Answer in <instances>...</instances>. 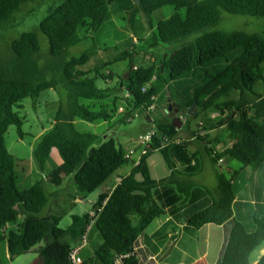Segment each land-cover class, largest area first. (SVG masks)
I'll list each match as a JSON object with an SVG mask.
<instances>
[{
	"label": "trees",
	"instance_id": "obj_1",
	"mask_svg": "<svg viewBox=\"0 0 264 264\" xmlns=\"http://www.w3.org/2000/svg\"><path fill=\"white\" fill-rule=\"evenodd\" d=\"M46 1L38 25L13 36L11 29L23 22V18L17 22L16 14L34 13ZM113 1L58 0L54 4V0H0V246L5 245L1 254L4 251L11 260L34 250L37 255L32 264H72L69 253L77 245L79 230L89 223L88 214L74 216L69 227L60 228L59 217L43 214L49 208L45 184L60 188L70 179L76 194H90L128 166L124 175L117 176L114 188L98 195L92 205L102 206L92 225L101 243L90 256L81 257V264H114L124 255L127 257L122 264H140L138 240L151 222L163 215L169 219L145 237L146 245L165 239L169 231L175 232L177 224H184L180 230L183 237L193 238L205 225L220 226L230 221L218 264H251L252 252L264 243V188L256 186L250 199L240 195L235 201L232 185L237 172L228 178L217 164L227 157L245 167L264 166V30L247 33L215 28L222 13L264 18V0H136V7L127 14L128 23L136 12L147 19L163 7L173 8L174 13L158 21L147 36L137 37L134 45L139 46L118 53L116 61L125 62L120 75L110 70L106 73V63L83 71L88 55L71 57L68 47L81 39L80 33H95L104 25ZM145 56L150 58L147 62ZM186 76L198 77L200 87L184 106L164 94L167 101L161 108L171 105L176 113L185 114L196 102L194 119L204 111L215 114L199 125L203 136L190 133L191 138L205 144L202 150L216 184L213 192L190 181L200 171L199 163L188 162L176 169L169 145L178 131L165 118L152 120L155 129H150L155 135L138 161L126 159L113 138L102 141L98 135L75 128V121L112 125L118 116L119 123L129 122L134 111L157 101L155 82L166 85ZM114 78V87H109ZM98 79L107 87H97ZM45 90L61 92L53 123L33 151L45 178L19 188L18 164L7 152L4 136L14 125L22 138L23 120L13 107L20 108L25 99L35 105ZM119 92L125 96H118ZM233 93L232 99L219 101ZM157 109L155 105L152 112ZM217 129L224 132L223 141L221 136L211 138L206 133ZM219 143L224 146L221 150L216 148ZM154 151L161 153L169 170L168 176L158 180L150 176L147 166V158ZM199 151L188 153L186 162L190 157L200 160ZM52 152L59 157V165L51 160ZM255 264H264V252Z\"/></svg>",
	"mask_w": 264,
	"mask_h": 264
},
{
	"label": "rangeland",
	"instance_id": "obj_2",
	"mask_svg": "<svg viewBox=\"0 0 264 264\" xmlns=\"http://www.w3.org/2000/svg\"><path fill=\"white\" fill-rule=\"evenodd\" d=\"M47 3L48 1H46L45 5L43 4L40 6L37 11L28 15L23 16V12L17 13L15 17L17 22L21 18H23V22L19 26H15L11 29L13 31V36H17L20 33L28 31L38 25L40 20L44 17ZM57 3L58 0H54V4ZM136 5V0L113 1L108 7L109 13L104 25L95 33H80L79 37L81 39L75 45L68 47V52L71 57H79L83 53L88 55V63L82 68L83 71L94 70L106 63L108 64V66H106V73L110 70L113 74L120 75L125 69V62L116 61L118 53L124 50H129V48L136 44L135 40L137 37L147 36L152 30H154L158 21L167 19L174 13L173 8L163 7L162 9L156 11L151 16V19H147L142 13L136 12L134 15H131L132 23H128V15H130ZM179 12L183 15V11ZM215 29L225 32L244 31L247 33H258L264 30V18L256 19L222 13L221 20ZM137 46H139V44H137ZM165 48L171 49V47L168 46ZM153 52L157 53V50H154ZM145 57L144 61L147 62ZM163 76L164 78H168L166 77V74H163ZM115 80L116 78L111 81L113 83L112 87H114ZM96 85L99 88L107 87L101 79L96 81ZM200 85L201 83L199 78H192L191 76H186L175 81H168L166 85L161 82H155L154 86L156 87L158 94L156 97L157 101H155L153 105L158 106L157 111L152 112V110H149L148 108H141L133 112L136 113V115L129 122L119 123L118 120L120 117L118 116L113 119L112 125L108 123L92 124L84 121H75V128L80 132L98 135L102 141L103 136L109 135V137L113 138L115 142H117L123 151L128 152L137 146L139 135L143 134L144 131L148 130L150 127L155 129L154 124L152 122V124L149 123L147 118L151 121L165 118L171 123L173 122V118H178L181 122V127L178 129V133L174 139L186 144V150L188 153L195 152L196 150H201L200 152L202 153V157L198 160L200 165L198 167L200 168V171L195 174L190 181L192 183L202 185L213 192L216 184L207 156L204 153L205 151L202 150L203 147H205V144L197 140L189 144L187 142L192 136L190 133H195L196 135L199 134V125L202 123V120H207V118L212 119V115L215 114L211 113L210 110L204 111L199 113L198 117L194 119L193 116L187 114L189 109L185 114L176 113V111H174V107L171 106L169 109V111H171V115L168 116L166 109L161 108L166 104L167 98H165V95L167 96L168 88L170 101H173L180 106H184L187 98L190 97L193 91L199 88ZM108 86L111 87L110 84H108ZM255 89L258 92L262 91L261 86H256ZM60 93L54 90H45L39 94L35 105H32V102L29 99H25L20 104V108L13 107V111L17 112L18 116L23 120V125L21 127L23 135L22 138H19L17 128L14 125H11L8 127L4 136V143L7 152L13 156L18 164L16 171L19 179L17 181L19 188L29 187L45 178V175L40 172L35 163L33 151L39 143L41 137L48 132L51 123H53L55 111L60 102ZM118 96H125L124 92H119ZM233 97L234 93L228 98H223L219 101H226L228 99H232ZM123 104L124 103L122 102V105ZM197 111L198 109L196 106L195 113ZM108 128L109 130L105 131V129ZM203 135L204 133L200 136ZM215 135L221 136L220 140L223 141L222 137L225 134L222 129L212 130L209 132L210 137ZM176 140L173 144L178 143ZM217 147L218 150H221L224 146L222 143H219ZM54 154L57 156L56 153ZM137 157L138 153L132 156V160H137ZM57 158L59 157L57 156ZM173 163L177 166L175 162ZM229 164V169L237 172L232 185L235 195H247L246 193L252 195L253 189L259 185L264 188V166L245 167L235 160H230ZM147 166L150 176L153 179H158L168 173L167 165L164 162L161 153L158 151L152 152V154L147 158ZM127 168L128 166L124 167L117 174L113 175L105 184L108 187H111L117 180V176H122L127 172ZM217 169L223 172L228 178L232 176L230 172H228L227 167L222 164H218ZM45 186L46 192L49 195L48 210L52 215L61 219L59 227L62 229H66L72 224L74 216L83 218L84 214L89 212V209L93 207L92 202L97 200V195L101 192V189L99 188L90 194H79L80 198L76 197V200H73V193L76 190L72 180L68 179L60 188H55L46 184ZM46 213L47 211H44L43 214L45 215ZM91 228L87 232L86 243L78 254L81 262V257L90 256L96 246L101 243V240L96 235L97 233L95 229L92 226ZM156 229L157 220H154L145 229V233L150 234ZM85 230L86 227L79 230L75 238L77 245L80 243V233L85 232ZM205 232L206 229H203L198 232L196 237L193 239L185 237L183 241H181L179 249H184L186 253L182 252L178 254L175 252L173 253V258L180 259L183 264H214L217 259V255L216 258H214L215 256H212V252H216V254L219 253L220 259L225 242L220 234L221 231L215 232L214 235H211L209 238L205 235ZM210 240L211 251L204 257L202 255L205 247L207 246L206 242ZM4 248L5 245L0 246L1 251ZM1 251L0 264H32L37 255L36 252L32 250L31 252L13 257L9 260L4 251L2 254ZM263 252L264 243L252 252L250 257L251 264H255Z\"/></svg>",
	"mask_w": 264,
	"mask_h": 264
},
{
	"label": "crops",
	"instance_id": "obj_3",
	"mask_svg": "<svg viewBox=\"0 0 264 264\" xmlns=\"http://www.w3.org/2000/svg\"><path fill=\"white\" fill-rule=\"evenodd\" d=\"M110 86L113 85V83L109 82ZM167 110V108H166ZM214 115H212L213 117ZM147 121L149 123H151L152 121L149 120L147 118ZM151 128V127H150ZM149 128V129H150ZM218 130V129H217ZM178 131V130H177ZM214 131V130H213ZM211 132V131H210ZM178 133V132H177ZM209 134V132H206ZM177 135V134H176ZM109 138V135H105L103 136V141L108 139ZM211 138H219L218 135H215ZM176 140V139H174ZM178 143L176 145L173 144L174 141H172V143L169 145V149H170V154H171V157L173 159V161L176 163V169H180L182 168L183 166L187 165V163L189 162L190 164H198V159L197 158H194V159H191L192 157H190L186 162L187 158H188V153L186 154L185 153V147H186V144L184 143H181L179 142L178 140H176ZM195 142L194 138H190L188 140V144L189 143H193ZM181 144H184L185 147L181 148L180 146L178 145H181ZM216 148H218L216 146ZM198 151V150H197ZM195 151V152H197ZM125 152V151H124ZM194 152V153H195ZM200 152V151H199ZM126 153V152H125ZM51 160L56 164V165H59L61 163L60 159L57 158V156H55L54 152L51 153V156H50ZM185 160V161H184ZM229 162H230V158H223L221 163L222 165L226 166L227 169H228V172H230V174H234L235 170H230L229 169ZM218 165V164H217ZM169 175V170H168V173L165 175V176H168ZM163 176V177H165ZM163 177H160L158 179H161ZM158 179H155V180H158ZM67 181V180H65ZM64 181V182H65ZM118 179L115 181V183L111 186V187H108L106 184L101 186L100 187V193L98 195H100L101 193H103L106 189V191H110L114 188V186L118 183ZM63 182V183H64ZM63 185V184H62ZM61 185V186H62ZM253 193V191H252ZM247 194V197H249V199L252 197L251 194ZM97 195V197H98ZM242 196H245V195H242ZM73 197L72 198L73 200L77 197V198H80V195L76 194V191H74L73 193ZM241 199L240 195H235V201H238V199ZM76 200V199H75ZM243 202V201H242ZM248 202V201H247ZM252 202V201H250ZM95 202H92V204H94ZM92 208V207H91ZM91 208L89 209V211L91 210ZM50 211L48 210L47 211V214H49ZM88 213V212H87ZM85 213V214H87ZM51 214V213H50ZM84 214V215H85ZM161 218H157L155 220H157V229L164 223L166 222L168 219H169V216L168 215H163V216H160ZM154 221V220H153ZM152 221V222H153ZM151 222V223H152ZM184 226V224H177V231L175 230V232H172V231H169L167 234V237L165 239H161V240H158L156 241V239L154 240H151V244L150 245H146L148 243V240H145V237H150L156 230H154L152 233L150 234H146L144 232V235L142 237L139 238L138 240V243H137V249L138 251H142V255H141V259H140V264H183L180 259H174L173 258V253H182V252H185L184 249H179V245H181V241H183V239L185 237L182 236L181 234V228ZM232 226L231 222L230 221H227L225 222L224 224L220 225V226H216V225H205L203 226L202 228H200L198 232L202 231L203 229H206V232H205V235L209 238L211 237V235H214L215 232H220L221 231V235H222V239L224 242H226V238H227V235L229 233V230H230V227ZM196 233V235H197ZM195 235V237H196ZM193 237V238H195ZM191 238V239H193ZM213 238V237H212ZM206 247L204 249V252H203V255L202 256H207V253H209L211 250H210V245H211V240L210 241H207L206 242ZM208 247V248H207ZM176 249H179V250H176ZM186 253V252H185ZM216 255H217V259L215 261L214 264H218L219 263V256L220 254H216V252H212V256H215L214 258H216ZM203 258V257H202ZM169 262V263H168ZM192 264V263H191Z\"/></svg>",
	"mask_w": 264,
	"mask_h": 264
},
{
	"label": "built area",
	"instance_id": "obj_4",
	"mask_svg": "<svg viewBox=\"0 0 264 264\" xmlns=\"http://www.w3.org/2000/svg\"><path fill=\"white\" fill-rule=\"evenodd\" d=\"M147 60L150 59L148 56L145 57ZM135 68V67H134ZM127 96V95H126ZM149 110H153L154 109V106H150L148 108ZM119 112H122V108H119L118 110ZM136 115V113H134L132 115V117L128 118V120H131L134 116ZM155 135V131L150 129L149 131L139 135L138 137V144L137 146H135L133 149L129 150L128 152L125 153L124 157L126 159H131L133 155L136 154V149H139L138 151V157H137V160H139V158L141 156H143L150 148V143H151V138ZM163 140L165 142H168L170 143V141H168L166 138ZM172 141H175L174 139ZM167 143H164L162 144V146ZM222 160L219 161V164L221 163ZM106 201V200H105ZM105 201L102 203V205L105 203ZM102 209V206H99V207H96V208H91V210L88 212V218H89V223L87 224L86 226V230L85 232H82L80 233V236H79V241L80 243L75 246L69 253V260L72 264H81V260L78 256L79 252L81 251V249L84 247L85 243H86V236H87V232L90 230L91 226L93 225L94 223V220L97 216V214L101 211ZM127 257V255H124V256H119L115 259L114 261V264H121L123 259Z\"/></svg>",
	"mask_w": 264,
	"mask_h": 264
},
{
	"label": "water",
	"instance_id": "obj_5",
	"mask_svg": "<svg viewBox=\"0 0 264 264\" xmlns=\"http://www.w3.org/2000/svg\"><path fill=\"white\" fill-rule=\"evenodd\" d=\"M167 94H169L168 93V90H167ZM170 107H171V105H168L167 106L166 112H169ZM195 107H196V102H193L192 105L190 106L187 114L190 115V116H194V114H195ZM171 124L177 130L180 129V127H181V122L179 121L178 118H173V122Z\"/></svg>",
	"mask_w": 264,
	"mask_h": 264
},
{
	"label": "clouds",
	"instance_id": "obj_6",
	"mask_svg": "<svg viewBox=\"0 0 264 264\" xmlns=\"http://www.w3.org/2000/svg\"><path fill=\"white\" fill-rule=\"evenodd\" d=\"M88 214V213H87Z\"/></svg>",
	"mask_w": 264,
	"mask_h": 264
}]
</instances>
